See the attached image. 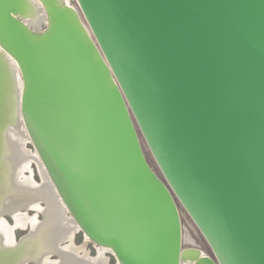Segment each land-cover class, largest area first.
Instances as JSON below:
<instances>
[{
	"label": "water",
	"instance_id": "95a60500",
	"mask_svg": "<svg viewBox=\"0 0 264 264\" xmlns=\"http://www.w3.org/2000/svg\"><path fill=\"white\" fill-rule=\"evenodd\" d=\"M36 1L49 30L19 22L30 0H0V44L25 81L17 125L72 222L120 264H182L177 199L217 260L197 264H264V0H77L90 38L74 8Z\"/></svg>",
	"mask_w": 264,
	"mask_h": 264
},
{
	"label": "bare ground",
	"instance_id": "6f19581e",
	"mask_svg": "<svg viewBox=\"0 0 264 264\" xmlns=\"http://www.w3.org/2000/svg\"><path fill=\"white\" fill-rule=\"evenodd\" d=\"M30 1L35 12L27 17L17 13L19 22L32 32L49 30L46 5L40 1ZM55 2H59L57 7L66 4L63 8H67L70 5L68 0ZM44 24L45 29L38 31ZM81 24L89 34L84 23ZM88 36L90 38V34ZM21 70L18 60L0 44V196L3 199L0 206V253L10 252L18 246L20 240L14 238L15 229L30 227L35 237L28 244L22 260L16 264H22L30 257H34L38 264H108L105 254L111 252L110 248L96 245L98 255L90 257L85 248L90 240L87 236L84 245L74 244V236L80 227L72 222L70 216L66 218V208L47 180L44 164L36 151L26 147L29 138L19 131L20 128L17 129V123L22 119L21 104L25 91ZM34 162L42 178L40 184L33 178L31 164ZM29 210L43 212L46 219L42 222L38 220V214L30 216L26 213ZM6 214L13 218L14 225H9L2 218ZM63 239H69V245H64L60 259L53 262L47 253L57 251V245ZM193 252L184 251V264H197L200 261L191 258Z\"/></svg>",
	"mask_w": 264,
	"mask_h": 264
},
{
	"label": "rangeland",
	"instance_id": "374dc122",
	"mask_svg": "<svg viewBox=\"0 0 264 264\" xmlns=\"http://www.w3.org/2000/svg\"><path fill=\"white\" fill-rule=\"evenodd\" d=\"M68 3L70 4L69 6H71L72 8L75 9V11L78 13V15L80 16L81 20L83 21L84 25L86 27H88V24L81 12V9L78 5L77 0H68ZM42 29H45V25H43L41 27ZM135 122V120H134ZM136 129L138 132V136L142 145V149L144 152V155L146 157V160L148 162V164L150 165V167L153 169V171L155 172V174L165 183L167 184L164 175L162 174L156 160L154 159L138 125L136 124ZM19 130V127L17 128ZM21 130L23 131L24 134H26V130L24 125H20V132ZM22 133V132H21ZM23 134V135H24ZM27 137V135H24ZM26 147L31 150V151H35L32 143L28 142L26 144ZM31 169H32V174H33V178L37 183H42L41 180V175L38 169L37 164L34 162L31 164ZM176 203L178 206V210L180 213V219H181V224H182V233H183V240H182V247L181 250L182 252L186 251V250H199L202 252V254L204 256L209 257L212 261L217 263L216 257L214 255V252L212 251L210 245L208 244L207 240L205 239V237L203 236V234L201 233V231L198 229V227L196 226V224L194 223V221L192 220V218L190 217V215L187 213V211L185 210V208L183 207V205L176 199ZM43 206L44 204L41 203ZM25 212V211H23ZM27 214L31 215H36L38 214V220L42 221L43 220V215L42 213H37L36 211L33 210H29L26 211ZM69 214L66 215V218H69ZM4 220L7 221V223L9 225H14V220L13 218L6 214L2 217ZM30 232V227H26L25 229L20 228V229H15L14 230V238L19 241L22 237L26 236L28 233ZM86 241V236L85 234L79 230L75 236H74V244L76 246H82L84 245ZM90 241V242H89ZM85 246L86 250H88V255L90 257H96L98 255V251H97V246L94 242H92L91 240H89ZM68 243H65L64 245H66ZM62 245V246H64ZM82 253V252H81ZM105 258L108 262V264H118L116 258L114 255L111 254V252H108L105 254ZM59 258L56 255H52L50 257V260L55 261L58 260ZM28 264H34L33 262H29ZM182 264H184V262L182 261Z\"/></svg>",
	"mask_w": 264,
	"mask_h": 264
}]
</instances>
